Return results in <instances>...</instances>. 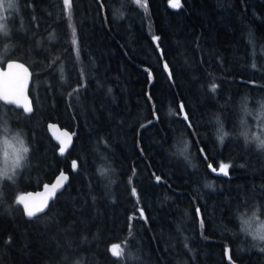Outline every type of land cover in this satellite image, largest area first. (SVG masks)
<instances>
[{
    "label": "trees",
    "instance_id": "1",
    "mask_svg": "<svg viewBox=\"0 0 264 264\" xmlns=\"http://www.w3.org/2000/svg\"><path fill=\"white\" fill-rule=\"evenodd\" d=\"M6 59L31 69L33 111L0 102V132L29 149L0 180V264H264L238 220L264 217V151L240 137L261 128L241 117L264 99V0H71L70 16L63 0H15ZM50 121L74 133L69 151ZM61 171L27 218L19 196Z\"/></svg>",
    "mask_w": 264,
    "mask_h": 264
},
{
    "label": "water",
    "instance_id": "2",
    "mask_svg": "<svg viewBox=\"0 0 264 264\" xmlns=\"http://www.w3.org/2000/svg\"><path fill=\"white\" fill-rule=\"evenodd\" d=\"M9 64L23 65V69H27L25 87H24V97L21 98L19 105L11 102L13 97H10L9 100L0 99V102L4 105L12 106L16 109L22 110L24 114L29 115L33 111L32 99L29 95V88H30V84H31V80H32V71L28 67V65H26L24 62H22L20 60H17V59H6L3 61L0 60V91H4L5 89L10 87V85L8 83V78L4 75L6 73H9V71H10V69L8 67ZM11 71L18 72L21 76L25 75L22 69H15L14 68ZM29 101L31 103V109L32 110L30 112H26L25 107L28 106ZM46 127H47V132H48L49 136L51 137L53 142L58 146V153L63 154L65 152L69 151L72 144H73L74 133L71 130L64 128V127H61L58 123L52 122V121L48 122ZM61 147H63L65 149V151L63 153H61V151H60ZM73 162H75V164H76V161L75 160L72 161V168L75 169L76 167L75 168L73 167ZM61 173H63L64 176H66L68 179V173L65 171H61L54 178V180L52 182L44 184L41 188H39L37 190H29V191L23 192L19 196V198H23V200L25 202L29 203L30 205H35L37 207L43 208V211L36 213L33 217H36V216L44 213L46 211L48 205L50 204V202L56 197V195L59 192H61L63 190L67 179H64V177L61 176ZM53 184L57 185V188L55 190H53L51 188V185H53ZM46 185L48 186L47 188L45 187ZM20 206L22 207L24 214L27 218H33V217H28L26 215L25 209H24V203H20ZM113 245H116V244H113ZM111 247H112V245H111ZM111 247H110V249H111ZM111 253H112V251H111Z\"/></svg>",
    "mask_w": 264,
    "mask_h": 264
},
{
    "label": "clouds",
    "instance_id": "3",
    "mask_svg": "<svg viewBox=\"0 0 264 264\" xmlns=\"http://www.w3.org/2000/svg\"><path fill=\"white\" fill-rule=\"evenodd\" d=\"M257 105L258 107L252 113L242 115V123L247 121L249 115L252 116L253 119L258 118L261 121V124L264 123V99L258 100ZM240 137L246 145L250 144L254 146L257 151H264V129L241 127ZM14 139L16 140V145L14 147L9 145L7 151L0 149V172H8L12 168H16L17 165L20 166L26 159L29 151L28 147L18 135L14 137ZM21 141H23V145H21ZM24 148H27L28 151L24 152ZM17 157L22 158L17 159ZM2 178H4V176H0V179ZM238 220L240 223V231L242 233L249 237L253 243L264 245V217H261L256 209L241 214L238 216ZM245 220L250 221V227L243 223Z\"/></svg>",
    "mask_w": 264,
    "mask_h": 264
},
{
    "label": "snow or ice",
    "instance_id": "4",
    "mask_svg": "<svg viewBox=\"0 0 264 264\" xmlns=\"http://www.w3.org/2000/svg\"><path fill=\"white\" fill-rule=\"evenodd\" d=\"M136 2L138 4H140L142 2V0H136ZM170 3H174V5L178 6L179 0H170ZM63 4H64L65 13L69 14V16H70L71 0H63ZM144 6L146 7V2L144 3ZM4 7H5L4 0H0V11H3ZM7 7L8 8L15 7V0H8ZM3 20H4V17L0 16V31L5 30V24L2 22ZM73 33H75L74 27H73ZM154 39H158V38L154 37ZM73 43L76 44V41H73ZM8 67H9L10 71H9V73H6L4 75L8 78V83H9L10 87L5 89L4 91H0V99L9 100L10 97H13L11 102L19 105L21 98L24 97V87H25L27 69H23V65H14V64H9ZM253 67H255V65H253ZM14 68L15 69H22L25 75L21 76L18 72L11 71ZM213 88H215V85H213ZM31 110H32L31 109V103L29 101L28 106L25 107V111L30 112ZM261 128L264 129V123L261 124ZM228 135H229L228 133L223 132V127L221 126V135H220V137H218L220 142L223 143L224 138L227 137ZM21 145H23V141H21ZM23 151L27 152L28 149L24 148ZM60 151H61V153H63L65 151V149L63 147H61ZM21 158L22 157H17V159H21ZM18 166L19 165H17V167ZM230 166H231L230 164H223L222 163L220 165L219 171L222 172L224 175H227L228 174L227 169ZM73 167L74 168L76 167L75 162H73ZM101 173L103 174V170H101ZM4 175H6V172H0V176H4ZM61 176L64 177V179H67V177L64 176L63 173H61ZM156 179L159 180L160 177H157ZM45 187L47 188L48 186L46 185ZM51 188L53 190H55L57 188V185L53 184V185H51ZM135 194H136L135 189H133V195H135ZM18 202L24 203L25 213L28 217H33L36 213L43 211L42 207L30 205L29 203L25 202L23 200V198H18ZM257 211H259V210H257ZM140 214L143 215V212L141 211ZM129 219H132V217H130ZM243 223L250 227V221L249 220H245V221H243ZM129 234H131V225H130V233ZM117 249H119V250H117ZM110 251H112L113 255L117 256V257L122 258L124 255L123 249H121L119 245H112Z\"/></svg>",
    "mask_w": 264,
    "mask_h": 264
},
{
    "label": "rangeland",
    "instance_id": "5",
    "mask_svg": "<svg viewBox=\"0 0 264 264\" xmlns=\"http://www.w3.org/2000/svg\"><path fill=\"white\" fill-rule=\"evenodd\" d=\"M4 2H5V7H4L3 11H0V16L4 17V20L2 22L5 24V19H6L7 14L9 13L11 8L7 7L8 0H4ZM0 32H3V31H0ZM4 32H5V30H4ZM4 127H5V125H2V127H1L2 130H3ZM16 136H17V134L12 133V132L7 131V130L6 131L3 130V132H0V149H3L4 151H7L9 145L14 147L16 145V140L14 139V137H16ZM17 168L18 167L12 168L8 172H6V175H4V178L10 180V178L15 177Z\"/></svg>",
    "mask_w": 264,
    "mask_h": 264
}]
</instances>
